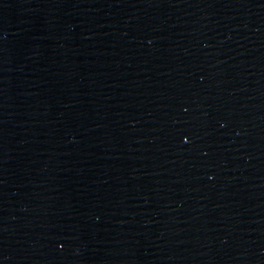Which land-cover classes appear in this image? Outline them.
Listing matches in <instances>:
<instances>
[{
  "label": "water",
  "instance_id": "1",
  "mask_svg": "<svg viewBox=\"0 0 264 264\" xmlns=\"http://www.w3.org/2000/svg\"><path fill=\"white\" fill-rule=\"evenodd\" d=\"M0 264H264V0H0Z\"/></svg>",
  "mask_w": 264,
  "mask_h": 264
}]
</instances>
